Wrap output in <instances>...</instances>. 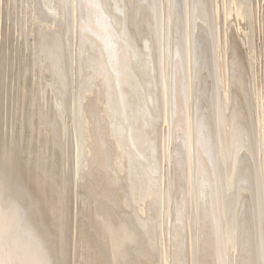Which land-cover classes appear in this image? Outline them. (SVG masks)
<instances>
[{"label":"bare ground","instance_id":"6f19581e","mask_svg":"<svg viewBox=\"0 0 264 264\" xmlns=\"http://www.w3.org/2000/svg\"><path fill=\"white\" fill-rule=\"evenodd\" d=\"M0 264H264V0H0Z\"/></svg>","mask_w":264,"mask_h":264}]
</instances>
